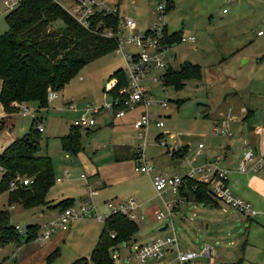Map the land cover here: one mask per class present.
<instances>
[{"label":"rangeland","instance_id":"obj_1","mask_svg":"<svg viewBox=\"0 0 264 264\" xmlns=\"http://www.w3.org/2000/svg\"><path fill=\"white\" fill-rule=\"evenodd\" d=\"M158 1L161 0H121L118 14L121 19L131 17L135 23L133 30L141 32L155 21L154 9ZM168 4L169 8L164 14L167 33L176 32L179 37L193 35L195 41L178 39L166 50L165 58L173 67L184 62L198 64L200 75L186 79L182 87L177 90L172 86H165L162 89L159 79L155 83L151 81V77H159L162 69L151 70L142 77L141 85L149 89L157 100L166 101L165 107L151 108L152 112L160 115L163 127L151 126L144 133V139H137L136 132L130 126L121 125V122L130 116H136L137 112L134 111L118 120L119 122H115L114 126L102 124L98 129L88 132L81 128L82 148L78 155L61 148L60 137L69 132V125L74 117L72 111L66 109L65 104L72 101L81 107L86 103H100L104 97L108 99L103 88L106 87L107 82L112 81L109 79V74L117 68L125 67L124 58L114 50L83 64L63 89L57 91V98L47 101L45 107L37 110L33 103H28L30 113L24 117L17 115L11 130L5 129L10 124L8 117H0V151L14 138L30 131L31 122L35 119L34 127L39 124L42 128L39 133L38 154L50 157L55 178H62L61 181L55 180L49 188L45 196V199L50 201L48 205L31 208H22L16 204L7 206V191H0V208H7L9 211L11 225L24 227L35 223L41 226L57 215V208L60 207L54 204L60 199L72 197L74 200L72 207L77 209L81 200L89 197L91 189L98 190L92 198V213H98L101 216L109 214L105 201L132 198L135 203H140L143 217L140 219L136 217L139 227L136 240L122 242L113 249V264H142L135 258L133 246L171 233V227L163 231L157 229L169 222V218L165 215V203H171L177 195L171 192L157 194L152 186L150 174L134 170L137 165L136 159L140 157L138 143L145 142L142 157L153 166L155 172L177 175L181 174L161 170L169 165L170 155L176 154L182 157L183 145L189 144L188 158L196 150L200 151L202 147L198 148V143L204 145L205 149L221 146L222 140L225 139L224 134L213 130L212 116H208L207 113L210 109L215 111L222 103L226 91L231 89L229 87L224 91L217 83L218 80L227 78L226 75L231 77L229 86L234 85L241 91L239 96L242 99L237 97L230 103L232 111L238 112V107L243 104H252L253 110H256L248 120L264 127L262 122L264 35L259 37L256 35L259 28H264V0L229 2L168 0ZM5 12L0 2V32L6 28L3 20ZM129 48L132 51L136 50L134 47ZM232 50L237 51L234 56L229 54ZM173 54V58L169 59ZM6 112L19 114L18 107L8 109ZM245 112L246 116H250V111ZM97 118L99 122L100 114ZM248 131L247 124L244 122L241 124L242 134L233 133L231 137L242 141L246 140L248 135V139L256 147L255 150L258 149L257 153L262 154V151L259 152V147L264 149V130L260 135L248 133ZM126 134L128 136H123ZM159 140H164L166 145L159 144L157 142ZM259 141L262 145H259ZM116 144L130 145L128 154L125 151L127 149L117 148V150L132 159L113 162ZM240 144V142L237 143L239 147ZM219 150L217 148L215 151L219 152ZM197 163L199 162L194 161L191 165L194 166ZM95 166H102L100 171L106 176L104 187L100 186L102 182L97 176H89V171ZM65 172L69 173V178L63 176ZM245 173H257L256 175L264 180V170H248L241 174ZM231 176L232 174L229 173V177ZM194 182L195 179L191 183L193 188L196 187ZM230 182L232 183V179ZM183 183L184 194L188 198H194L185 185L186 179ZM207 185L209 197L215 198L209 184ZM237 189L241 190L240 185ZM50 197L55 198L50 200ZM57 198L58 200H55ZM259 200L260 205H254L250 201L253 208L259 211L252 217H245L221 202L218 207H210L202 203H195L194 206L182 204L185 207L181 214L172 212L173 227L181 249L200 251L205 244H208L210 254L199 258L201 264L233 262L264 264V213L262 212L264 192ZM137 211L139 212V208ZM158 211L163 212L164 216L153 220ZM102 225V220L96 221L91 217L76 219L69 231L51 250H45V242L41 243L40 247H35L33 251H27L25 249L27 246H23L24 241L21 240L16 243H7L0 246V256L3 257H0V264H71L77 259L88 258L96 244ZM28 246L31 249V244ZM12 247L14 248L9 253ZM55 247H58L56 254L50 256ZM81 264H90V260L87 259L86 263L81 262Z\"/></svg>","mask_w":264,"mask_h":264},{"label":"trees","instance_id":"obj_2","mask_svg":"<svg viewBox=\"0 0 264 264\" xmlns=\"http://www.w3.org/2000/svg\"><path fill=\"white\" fill-rule=\"evenodd\" d=\"M3 20L6 28L0 32V105L4 111L14 109L12 103L21 102L33 103L37 109L45 107L49 90L61 91L83 64L114 50L115 37L103 35L96 24H103L115 32L120 23L118 13L99 12L94 15L88 28L82 27L53 0H20L15 7L5 12ZM178 39L176 32L165 33L163 43L171 46ZM199 75L198 64L184 62L177 67L168 64L160 80L163 86H172L177 90L186 79ZM109 79H114L115 83L108 90L103 88V92L113 97L120 87L126 85L123 68L113 70ZM34 120L30 131L14 138L0 151V191H7V206L16 203L22 208H31L50 204L45 196L55 182V176L50 157L38 154L41 130L34 127ZM69 126V132L60 137L61 148L76 154L82 148L81 128L71 122ZM16 175L28 178L31 182L26 185L16 182L8 190L10 180ZM193 180L186 178L185 185L194 200L212 204L207 183L195 180L196 187L193 188ZM183 186L184 183L179 192ZM72 203V198H63L54 205L62 209ZM25 229V236L17 233L9 223L7 208H0V246L32 240L38 233L39 225L28 224ZM137 229L135 220L124 214L116 212L108 215L103 220L89 257L77 259L71 264L86 263L87 259L90 264H113L112 250L119 243L128 242ZM56 252L57 248L50 256Z\"/></svg>","mask_w":264,"mask_h":264},{"label":"built area","instance_id":"obj_3","mask_svg":"<svg viewBox=\"0 0 264 264\" xmlns=\"http://www.w3.org/2000/svg\"><path fill=\"white\" fill-rule=\"evenodd\" d=\"M20 0H0L4 10H10L15 7ZM56 4L61 6L70 16H72L78 24L82 27L88 28L93 17L97 13L110 14L118 13L119 0H53ZM225 2L236 0H224ZM168 0L158 1L155 5V21L151 23V26L144 31L137 32L133 30L135 25L134 20L127 16L120 18V23L114 32L110 27H106L103 24H96V28H100V32L108 37H115L116 46L114 51L119 53L125 60V67L123 68L126 85L120 87L116 96L103 98L100 103H86L81 107H78L76 103H66V109L70 111H78L79 114L73 118L72 124L84 129L97 125L98 114L108 113L114 117H121L127 111H132L137 107L140 108V112L132 121V127L136 132L137 139H144V133L149 130L151 126L156 128L163 127V122L160 120V115L151 111L153 106L165 107L166 101L157 100L149 89L141 85L142 77L154 69L164 70L169 61L165 58V52L171 46L164 44L163 40L166 33V23L164 22V14L167 10ZM225 11V9H223ZM257 36L264 35V28H259L256 31ZM180 41L194 42L195 37L193 35L180 36ZM129 47L136 48L132 51ZM173 58V55L169 59ZM159 77H151L152 82H156ZM114 80V79H113ZM113 84L115 83L112 82ZM162 85V84H161ZM113 85L106 83L105 89L108 90ZM162 89L165 86L162 85ZM57 97V91L49 90L47 93V101ZM12 106L18 107V113L22 116L30 113L28 112V104L12 103ZM245 111V108H242ZM38 130H42L40 125H37ZM215 131H219L224 135H231V131L227 128L226 124L221 122L220 126H215ZM162 146L166 145L164 140L157 141ZM140 146V157L137 160L134 170L136 172L150 174L152 186L157 194L161 192H171L179 196L180 187L186 178H193L198 181L209 184L210 191L213 196L219 199L226 205H229L236 212L242 214L245 217H252L259 213L258 210L253 208L250 202L244 200L239 196H234L231 193L228 184V170L221 167L218 162L219 156L216 155L209 160H205L197 165H187L185 173L183 175L168 174L155 172L153 166L143 160L142 152L145 142L138 143ZM202 144L198 143V148H201ZM248 165V166H247ZM247 166V167H246ZM248 170L258 171L264 170V152L258 154L254 150H246L237 165V171L240 173ZM68 174L65 172L64 175ZM56 181L60 180V177L55 178ZM19 185H26L31 182L30 179L20 176H15L10 180L8 184V190L15 186V183ZM97 189H91L89 197L82 199L77 209L68 206L60 210L54 218L45 222L40 226V230L32 239L35 242H43L48 239L55 229L66 230L69 225L79 218L91 217L98 221H103L108 215L119 212L126 215L129 219L136 220L142 218L143 213L137 211L139 205L134 202L132 198L124 200L112 199L111 201H105L109 210L108 215L101 216L96 213L93 214L92 198L97 194ZM181 202V199L177 197L171 203H165L166 213L169 218L167 223V229L171 227V233L165 237H157L147 243H139L133 246L134 256L140 262L147 260H155L158 264H201L199 258L207 257L210 254V247L205 244L200 251H194L191 249H181L178 239L175 235L172 212L177 204ZM262 212L264 213V206ZM163 212L158 211L155 214L156 219L163 217ZM137 217V218H136ZM12 228L22 236H25V227L18 225H12ZM113 236V233L111 234ZM168 255H173L172 258H167Z\"/></svg>","mask_w":264,"mask_h":264},{"label":"crops","instance_id":"obj_4","mask_svg":"<svg viewBox=\"0 0 264 264\" xmlns=\"http://www.w3.org/2000/svg\"><path fill=\"white\" fill-rule=\"evenodd\" d=\"M120 1L121 0H119V3H120ZM166 33H167V27H166ZM236 52L237 51L232 50L231 52H229V54H232V56H234ZM173 56H174V54H173ZM162 72H163V70H162ZM224 76H225V74H224ZM226 77L227 78L224 77V78L218 80L217 83H218V85H220L219 88L223 89L224 91L228 90L226 88H229V87L231 89L226 91V93L224 94V96L222 98V103L220 104V106L215 111H213V110L211 111V109H210L209 112L207 113V115L212 116L211 120H212L213 129L215 126H220L221 122H223L226 124L227 128L231 131V135H224L223 137H225V139L222 140V145L219 147L212 146L211 148L205 149L204 145H203L202 148L200 149V151L196 150L195 152L192 153V155L190 156L191 159L188 158L189 144H185L183 146H185L186 148L184 149V152H183L184 154L182 155V157L180 158V156H177L176 154L174 156L170 155L169 158L171 161H169V165L166 166L167 168L166 169L160 168V169H163L161 171L168 170L170 172L171 171H173V173L178 172L179 174L183 175L185 173L187 165H189L190 163H193L194 161H198L199 163H201L205 160H209L210 158L218 155L220 158L218 164L221 167L226 168L228 170V178H229L228 184L231 187V189H230L231 193L234 196H239L248 202L251 201L254 205H260L259 199H260V196L262 195V193L264 192V180L261 178V176L256 175L257 173H255V174H250V173L241 174L240 172L237 171V165H238L240 159L242 158L244 152L246 150H250V149L257 152L258 149L255 150L256 147L253 145V142H251L250 139H248V135H247V139L242 140V141H238L239 138L234 139L231 136H233V133H238L239 135L242 134L241 124L244 122H246L247 129H249L248 133L252 132L253 134L260 135V134H262L264 127H262V125H259V124H254L253 122L251 123V121L248 120L251 116H253L254 111L256 110V109L253 110L252 104L251 105H249V104L244 105L243 104V105L238 107V109H237L238 112L234 113L232 111L233 108L231 107L230 103L233 101L234 98L240 97L239 95H240L241 91L236 89V87H234V85L229 86V79L231 77H230V75H226ZM112 82H114L113 79L111 82H109V85H113ZM240 99H242V98L240 97ZM242 108H245V111L246 110L250 111V116H246V112L245 111L243 112ZM134 111L137 112L136 113V116H137V114L140 112V108L137 107L136 109H134L132 111H127L121 117H114L111 114H109V112L108 113H106V112L101 113L100 114L101 120L99 121V123L95 126H92L88 129H84V130L86 132L93 131V129H98L99 127H101L102 124L114 126V125H116L115 122H119L118 120H121L123 117L128 115V113L131 114V112L133 113ZM72 114L75 117L78 115V112L72 111ZM17 115H20V114L6 112L2 109V107L0 105V117L7 116L8 117L7 119L10 120L9 126L5 127V129H7V131L11 130L13 128V125H14V122L16 121ZM20 116L24 117L25 115L24 116L20 115ZM136 116H130L125 121L121 122V125H123L125 127L130 126L131 129L134 130L132 127V121ZM262 122H263V126H264V116H263ZM37 125H39V124H37ZM123 136H128V135L126 134ZM239 137L241 139V136H239ZM238 142L241 143L240 147L237 145ZM261 143L262 142L259 141V145ZM128 146H130V145H127V144H116L115 145V149L113 152V160H114L113 162H121V161H124L127 159H132V158H130V156H127L125 153L122 154V153H120L119 150H117V148L127 149L125 151L128 154V151L130 149ZM217 148L220 149L221 151L220 150H219V152L215 151ZM260 148L261 147H259V152H261V151L264 152L263 151L264 149L261 148L262 149L261 150ZM79 153H80V151L77 152V155ZM195 153L198 155H196ZM101 168H102V166H100V167L95 166L94 168L92 167V169L89 171V176H97L98 180H100V182H102V185H100V186L104 187V186H106V183L104 181L105 180L104 177H106V176H104V174H102V171H100ZM157 170H159V169H157ZM229 173L232 174L231 177H229ZM63 176H65L67 178L69 176V173L66 175H63ZM230 179H232V183L230 182ZM61 180H62V178H60L59 181H61ZM239 185L241 187V190L237 189ZM182 191L179 192V196L178 195L176 196V198L179 197V199H181V202H179L177 204V206L173 209V214L176 212H178V214H181L182 210H184V207H185V206H182V204H185V205L190 204V205L194 206L195 203H200V202L195 201L194 198H192V197L188 198L184 194V192L182 193ZM54 198L55 197H53V198L50 197V200H52ZM70 198H72V197H70ZM55 200H58V198ZM211 200H212V204H204V205H209L210 207H218L219 202H221L217 198H212ZM72 202H74L73 198H72ZM221 203H223V202H221ZM14 204H16V203H12L9 206H12ZM16 205H18V204H16ZM138 205H139L138 208L140 211V203ZM35 207H37V206H35ZM59 211H60V208H57V213ZM103 215H105V214H103ZM152 219L155 220L156 219L155 216ZM96 221H98V220H96ZM135 222L137 223V220H135ZM72 223L69 225V227L66 230L55 229L53 231V233L51 234V236L48 239H46L45 241H43L46 243V249L45 250H51L55 245H57L60 242V239H62L64 237V235L69 231V228L71 227ZM137 225H138V223H137ZM39 230H40V225H39V229L37 231H39ZM138 230H139V227L137 229V232H138ZM137 232L134 234V236L129 241H135L136 240ZM28 241H30V240H28ZM43 242H35L34 240H31L30 242H22V245L24 244L23 246H25V245L27 246L25 248V249H27V251H31V250L33 251L35 247H40L39 245ZM30 244H31V249H30V246H28ZM118 245H116L115 248H117ZM20 247H21V245H20ZM20 247H17V248L19 249ZM13 248L14 247L11 248L9 253H11ZM56 248H58V247H55V249ZM186 249H188V248H186ZM44 252H46V251H44ZM6 255H3V256H6ZM111 255L113 257V250H112ZM0 257L3 258L2 255ZM172 257H173V255L167 256V258H169V259ZM147 262H151V263L155 262L156 264H158L157 261H155V260H147L145 262H140V263L144 264ZM173 264H175V263H173Z\"/></svg>","mask_w":264,"mask_h":264},{"label":"water","instance_id":"obj_5","mask_svg":"<svg viewBox=\"0 0 264 264\" xmlns=\"http://www.w3.org/2000/svg\"><path fill=\"white\" fill-rule=\"evenodd\" d=\"M165 229H167V223H164L162 226H160L157 230L158 231H163V230H165Z\"/></svg>","mask_w":264,"mask_h":264}]
</instances>
